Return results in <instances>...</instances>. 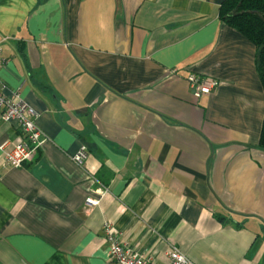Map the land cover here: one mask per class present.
<instances>
[{"label": "crops", "instance_id": "1", "mask_svg": "<svg viewBox=\"0 0 264 264\" xmlns=\"http://www.w3.org/2000/svg\"><path fill=\"white\" fill-rule=\"evenodd\" d=\"M224 1L0 0L6 94L48 136L20 167L0 151V264H114L105 222L157 258L264 264V85ZM191 73L219 85L197 99Z\"/></svg>", "mask_w": 264, "mask_h": 264}, {"label": "built area", "instance_id": "2", "mask_svg": "<svg viewBox=\"0 0 264 264\" xmlns=\"http://www.w3.org/2000/svg\"><path fill=\"white\" fill-rule=\"evenodd\" d=\"M5 64L0 44V69ZM193 96L197 99L207 96L219 85V81L211 75L191 73L187 78ZM7 83L0 76V121L12 123L19 131L20 140L10 147L8 142L0 144V151L5 154L7 164L20 167L30 161L38 149L48 140L47 134L37 122L38 113L29 105L20 92L14 97L6 94ZM88 157L87 147L83 145L74 160L84 164ZM90 207L97 206L101 200L92 195L86 198ZM104 231L109 246V258L114 264H191V260L178 246L172 245L165 252L163 258L140 252L126 242L116 227L105 222Z\"/></svg>", "mask_w": 264, "mask_h": 264}, {"label": "trees", "instance_id": "3", "mask_svg": "<svg viewBox=\"0 0 264 264\" xmlns=\"http://www.w3.org/2000/svg\"><path fill=\"white\" fill-rule=\"evenodd\" d=\"M220 15L256 45V65L264 85V0H225ZM260 147L264 148V123Z\"/></svg>", "mask_w": 264, "mask_h": 264}]
</instances>
